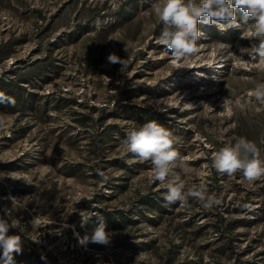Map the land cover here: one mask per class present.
Wrapping results in <instances>:
<instances>
[{
  "label": "rangeland",
  "instance_id": "obj_1",
  "mask_svg": "<svg viewBox=\"0 0 264 264\" xmlns=\"http://www.w3.org/2000/svg\"><path fill=\"white\" fill-rule=\"evenodd\" d=\"M151 2L0 0V92L20 83L26 99L0 103V216L17 220L8 234L22 240L12 264L46 254L61 264H264V177L211 167L239 137L264 160V105L253 95L264 61L240 52L253 29L201 23L198 51L177 61L156 42L164 25ZM113 52L126 68L108 62ZM150 120L178 138L186 187L205 184L219 205L165 200L151 163L123 143ZM81 209L97 214L84 226ZM100 218L110 243L80 244Z\"/></svg>",
  "mask_w": 264,
  "mask_h": 264
},
{
  "label": "clouds",
  "instance_id": "obj_2",
  "mask_svg": "<svg viewBox=\"0 0 264 264\" xmlns=\"http://www.w3.org/2000/svg\"><path fill=\"white\" fill-rule=\"evenodd\" d=\"M151 10L163 23L162 31L157 43L162 45L177 61L198 51L197 41L202 36L199 29L201 23L215 25L220 30L251 26L254 41L249 47L240 49L243 55L250 57V61H264V0H152ZM242 14L240 21L236 13ZM107 60L111 64H120L121 69L127 67V61L116 53H109ZM120 69V70H121ZM254 99L264 105V82H257L253 90ZM0 103L14 105V98L0 92ZM232 101L225 98L222 107ZM178 138L155 120H150L139 127L130 128L123 143L128 152L140 162H150L153 170V180L167 187L165 200L169 204L179 203L180 207H189V199L196 200L202 208L211 209L221 203V198L209 194L205 184L186 187L176 169L185 175L192 169L185 163V157L176 149ZM211 167L220 173L233 176L241 173L249 182L264 177V160L261 150L254 141L245 137L236 138L212 153ZM106 179L103 172H98ZM12 208H5L4 215L11 217L16 209L15 198ZM81 226L97 215L96 212L81 209L78 211ZM17 223L16 219L9 220L0 216V249L3 251L2 264H12L13 253L21 249V236L9 235V229ZM68 227L74 228L75 225ZM78 235V234H77ZM113 233L107 230L102 218L91 235L78 236L79 243H96L107 245Z\"/></svg>",
  "mask_w": 264,
  "mask_h": 264
},
{
  "label": "trees",
  "instance_id": "obj_3",
  "mask_svg": "<svg viewBox=\"0 0 264 264\" xmlns=\"http://www.w3.org/2000/svg\"><path fill=\"white\" fill-rule=\"evenodd\" d=\"M12 86H14V89L10 88L8 96L14 98L15 103L14 105L10 104V107L14 108L17 104L24 105L26 99L24 98L23 88L21 87L20 83H14ZM108 215L109 213L105 214L106 217H108ZM39 258L44 264H61L57 258L50 254L40 255Z\"/></svg>",
  "mask_w": 264,
  "mask_h": 264
}]
</instances>
